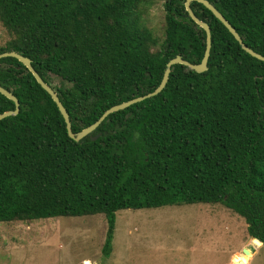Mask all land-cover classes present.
<instances>
[{
    "label": "trees",
    "instance_id": "1",
    "mask_svg": "<svg viewBox=\"0 0 264 264\" xmlns=\"http://www.w3.org/2000/svg\"><path fill=\"white\" fill-rule=\"evenodd\" d=\"M156 1L0 0V22L13 36L0 54L32 60L77 134L154 92L170 60L202 62L207 34L187 0L166 1L163 40L143 22ZM207 1L264 56V0ZM191 8L211 28L209 70L173 66L161 94L110 115L80 142L24 64L0 59V86L21 109L0 121V223L102 214L108 259L119 211L222 204L264 247V62L203 4ZM15 109L0 94V114Z\"/></svg>",
    "mask_w": 264,
    "mask_h": 264
},
{
    "label": "rangeland",
    "instance_id": "2",
    "mask_svg": "<svg viewBox=\"0 0 264 264\" xmlns=\"http://www.w3.org/2000/svg\"><path fill=\"white\" fill-rule=\"evenodd\" d=\"M166 1L143 15L162 40ZM12 37L0 22V47ZM62 85L53 77V86ZM107 229L102 214L0 223V264H232L244 248L254 252L249 264H264V247L253 248L245 219L222 204L119 211L114 250L105 259Z\"/></svg>",
    "mask_w": 264,
    "mask_h": 264
},
{
    "label": "water",
    "instance_id": "3",
    "mask_svg": "<svg viewBox=\"0 0 264 264\" xmlns=\"http://www.w3.org/2000/svg\"><path fill=\"white\" fill-rule=\"evenodd\" d=\"M193 2L201 3L207 9H209L215 15V17L218 20H220L224 24V26L230 31V33L235 37L237 42H239V44L241 45L242 49L245 52H247L252 57L264 62V56H262L259 53H256L254 50L249 48L243 42V39L241 38V36L237 32V30L229 23V21L209 1H207V0H187L185 3V7H186L187 12L189 13V16L192 18V20L198 26L203 28V30L207 34L206 52H205V56H204L202 62L200 64L195 65V64H192V63L184 60L181 56H178L175 59L170 60L167 64L162 82L154 92L149 93L145 96L138 97V98H135L133 100L124 102L122 104L113 106L112 108L108 109L100 117V119L97 122H95L93 125L85 128L84 130H82L81 132H79L77 134L73 133L70 115H69L67 109L64 107L63 103L61 102L58 93L52 88V86L47 84L43 80V78L39 75V73L33 67L31 59L24 57L23 55H21L17 52H7V53L0 54V59L12 57V58L18 59L22 64H24V66L33 74V76L35 77L38 84L52 97L53 101L58 106L59 111L61 112L62 116L65 119L68 134H69L70 138L74 139L76 142H80L81 140H83L86 137L93 134L98 129V127L106 120V118H108L110 115L117 113V112H120V111H123V110H126L135 104L141 103L147 99H151V98L156 97L159 94H161L169 82L170 74L172 72L173 66L178 65V64L184 65V66L190 68L191 70H193L197 73H205L209 70L208 62H209V58L211 55V49H212V32H211V28H210L209 24L201 21L196 16L194 11L192 10L191 3H193ZM0 94L4 95L8 99L12 100L16 105V109L14 111H9V112H5L3 114H0V121L6 119L8 117L17 116L21 110L20 109V102H19L18 98L11 91H9V90L1 87V86H0ZM97 139H98V136L93 138L94 141ZM253 241L260 242L258 239H253ZM242 253L246 256V255H250L252 252H251V250L244 248Z\"/></svg>",
    "mask_w": 264,
    "mask_h": 264
},
{
    "label": "crops",
    "instance_id": "4",
    "mask_svg": "<svg viewBox=\"0 0 264 264\" xmlns=\"http://www.w3.org/2000/svg\"><path fill=\"white\" fill-rule=\"evenodd\" d=\"M253 246H254V247H253L254 249H260V248L263 247V246H259V245L255 244L254 242H253ZM249 250H251V249H249ZM237 256H238V255H237ZM242 257H243V253H242V255H241V257H240L239 259H233V263H232V264H234L235 262H237L238 260H240ZM253 257H254V252H253ZM253 257H252V258H253ZM252 258H251V259H252ZM251 259L248 261V263H247V262H246V263L249 264L250 261H251Z\"/></svg>",
    "mask_w": 264,
    "mask_h": 264
},
{
    "label": "bare ground",
    "instance_id": "5",
    "mask_svg": "<svg viewBox=\"0 0 264 264\" xmlns=\"http://www.w3.org/2000/svg\"><path fill=\"white\" fill-rule=\"evenodd\" d=\"M251 257H252V253H251L250 255H246V256H244V258H243L241 261L237 262L236 264H246V262H248V260H249Z\"/></svg>",
    "mask_w": 264,
    "mask_h": 264
}]
</instances>
